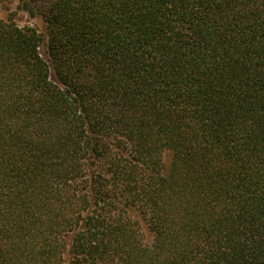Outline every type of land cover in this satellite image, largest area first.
<instances>
[{
    "label": "trees",
    "instance_id": "trees-1",
    "mask_svg": "<svg viewBox=\"0 0 264 264\" xmlns=\"http://www.w3.org/2000/svg\"><path fill=\"white\" fill-rule=\"evenodd\" d=\"M18 8L0 264H264V0Z\"/></svg>",
    "mask_w": 264,
    "mask_h": 264
},
{
    "label": "rangeland",
    "instance_id": "rangeland-1",
    "mask_svg": "<svg viewBox=\"0 0 264 264\" xmlns=\"http://www.w3.org/2000/svg\"><path fill=\"white\" fill-rule=\"evenodd\" d=\"M0 15L3 19L12 16L20 26H34L43 30V23L37 17H31L18 8V0H0Z\"/></svg>",
    "mask_w": 264,
    "mask_h": 264
}]
</instances>
